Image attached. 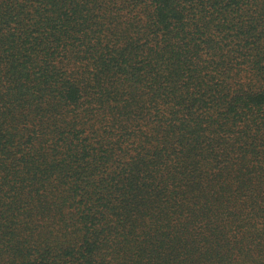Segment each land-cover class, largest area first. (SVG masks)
<instances>
[{"label": "trees", "instance_id": "1", "mask_svg": "<svg viewBox=\"0 0 264 264\" xmlns=\"http://www.w3.org/2000/svg\"><path fill=\"white\" fill-rule=\"evenodd\" d=\"M0 264H264V0H0Z\"/></svg>", "mask_w": 264, "mask_h": 264}]
</instances>
